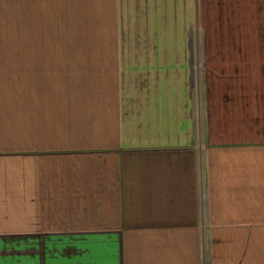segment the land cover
Masks as SVG:
<instances>
[{
    "label": "crops",
    "instance_id": "crops-1",
    "mask_svg": "<svg viewBox=\"0 0 264 264\" xmlns=\"http://www.w3.org/2000/svg\"><path fill=\"white\" fill-rule=\"evenodd\" d=\"M0 264H264V0H0Z\"/></svg>",
    "mask_w": 264,
    "mask_h": 264
},
{
    "label": "rangeland",
    "instance_id": "rangeland-1",
    "mask_svg": "<svg viewBox=\"0 0 264 264\" xmlns=\"http://www.w3.org/2000/svg\"><path fill=\"white\" fill-rule=\"evenodd\" d=\"M59 34H60V27H59L58 17H56L53 14H50L48 29L44 33V37L42 38L44 45L47 46L67 45L63 43V39L58 38ZM34 41L35 40H33V43H35Z\"/></svg>",
    "mask_w": 264,
    "mask_h": 264
}]
</instances>
